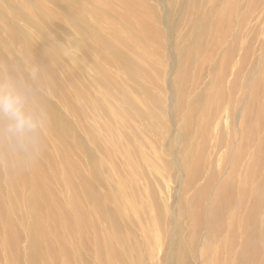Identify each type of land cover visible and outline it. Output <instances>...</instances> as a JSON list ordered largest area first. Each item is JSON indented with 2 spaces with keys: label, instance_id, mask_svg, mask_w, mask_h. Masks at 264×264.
Masks as SVG:
<instances>
[{
  "label": "rangeland",
  "instance_id": "rangeland-1",
  "mask_svg": "<svg viewBox=\"0 0 264 264\" xmlns=\"http://www.w3.org/2000/svg\"><path fill=\"white\" fill-rule=\"evenodd\" d=\"M40 1L45 7L34 18V4ZM40 1L0 0V5L9 6L10 11L3 12L19 26L18 31L31 30L21 17H33L43 24V29L49 25L47 30L52 38L44 45L48 51L57 53L58 61L50 63L57 81L69 93H76L81 83L90 93L85 102H75L71 97L65 101L48 90L43 93L39 89L76 126L85 151L79 149L71 157L80 169L88 173V153L103 166V178H99L95 186L102 192L118 191L124 183L125 192L133 194L124 211L133 221L134 235L141 244L137 264H181L175 261L179 244L183 238L191 241L195 236L198 237L189 244L185 255L188 264H236L232 246L226 251V247L217 242L212 246L206 242V224L194 232L190 218L192 204L188 201L204 186L210 201L220 188V182H227L234 167L233 159L239 160V167L243 168L236 172L237 176L244 174L249 158L244 153L248 145L235 136L230 125L232 119L227 116L232 109H238L233 107L235 100L223 92L221 101L215 98L209 106V100L220 88L226 91L233 87L236 95H241L240 86L244 82L245 99H250L251 83L261 78L264 68V0H141L145 6L141 20L150 19L149 22L155 24L147 34L141 20L128 15L131 10L126 8V2L118 5L111 0H83L88 9L83 14L75 0L70 5L67 0ZM69 7L74 11L68 10ZM8 13H19V16L16 14L13 18ZM121 15L124 20L120 19ZM73 18L78 24L88 18L93 27L91 43L82 40L79 31L69 26L68 21ZM98 37H103L107 43L101 44ZM113 46L121 53L119 61L110 59ZM183 64L189 66L180 108L177 74L182 72ZM235 74L239 81L233 80ZM220 78L225 82L220 83ZM210 89L212 92L208 93ZM255 97L263 99L264 93L260 90ZM196 103L198 116L205 108L210 110L204 117L211 111L222 112L227 106L228 109L222 124L215 121L207 131L195 121L193 137L189 140L182 127L184 118L191 115ZM66 106L83 107L80 113L75 114L74 110L70 114ZM35 117L36 131L47 135L41 112ZM52 141L57 144L53 138ZM140 143L146 149V157L140 154ZM194 151L201 153L202 162L193 177L197 179L188 190L183 185L185 165L188 159H193ZM50 154L54 163L50 170L52 176L48 169V185L57 202L50 205L49 213L56 216L59 204L67 212L74 209L71 205L74 192L65 182L59 152ZM244 158L247 161L244 162ZM254 180L257 184L258 179ZM0 185L1 199L17 197L18 217L22 215V229L26 234L32 220L23 190L20 195L12 191L4 178H0ZM81 196V205L86 207L88 198ZM103 228L101 224L100 233ZM262 228L254 239V248L260 251L257 262L264 264V224ZM3 232L0 227V239ZM93 233L91 223L87 233L90 242L80 251L88 262L99 264ZM60 237L64 248L74 245L67 227L61 230ZM28 247L26 235H22L15 250L2 246L0 241V264H27ZM16 253L20 255L17 261ZM41 263L61 264L52 254L45 255Z\"/></svg>",
  "mask_w": 264,
  "mask_h": 264
},
{
  "label": "bare ground",
  "instance_id": "bare-ground-1",
  "mask_svg": "<svg viewBox=\"0 0 264 264\" xmlns=\"http://www.w3.org/2000/svg\"><path fill=\"white\" fill-rule=\"evenodd\" d=\"M72 1L67 0V3L70 5ZM41 2L34 4V18L45 7V4ZM75 2L82 9L83 14L88 12L87 4L83 0H75ZM111 2L118 5L126 2V8L131 10L128 15L141 20L140 14L145 7L141 0H111ZM8 10V5H0V86L19 91L25 98L26 109L34 115L41 112L47 135L35 131L21 140L9 139L5 131L8 121L5 117H0V178H4L7 186L17 194L20 195L23 190L32 220V225L28 227L25 234L22 229V215L18 217L17 197L0 198V227L4 230L0 239L2 246L15 250L16 245L19 246L22 235H26L29 240L25 255L27 264H42L41 260L47 254H52L61 264H91L80 248L90 242L87 233L92 223L99 264H137L141 256V244L134 235L133 221L124 211L129 205V198H133V194L125 192L124 183L119 186L118 191L111 189L102 192L95 186L98 179L103 178L101 176L103 166L88 153V173L85 174L80 169L78 162L71 157L79 149L85 151L83 140L76 134V126L59 112V108L52 104L53 102L50 103L43 96V93L48 90L51 95L65 101L71 97L75 102H85L90 93L83 83L76 89V93H69L67 88L57 81L56 73L50 66L53 60L58 61L57 53L48 51L44 45L52 38L47 30L49 25L43 29V24L35 21L33 17H21L29 23L31 30L18 31L19 26H15V22L10 21L8 15L3 12L7 13ZM68 10L74 11L72 7ZM8 14L13 18L19 16V13ZM120 19L124 20L125 17L121 15ZM149 21L150 19L141 20L146 34L151 25H155ZM82 23H76L74 18L68 21L69 26L79 31L82 40L91 43L90 33L93 27L88 18ZM99 42L107 43L103 37L99 39ZM44 52H46L45 56ZM228 55L231 56V53L228 52ZM119 58L121 59V53L113 46L110 59L119 61ZM188 66L189 64H183L182 72L177 74L180 108L183 107L182 95H185L183 90ZM224 74L226 77L225 71ZM262 77H264V68L261 70V78L251 83L249 100L252 102L245 99V82L240 86L241 95L239 96L236 95L233 87H228L226 91L223 88L218 89L216 95L210 97L209 106L214 103L215 98L218 101L222 100V92L235 100L233 107L238 109H232L227 116L232 119L230 125L235 136L242 143L246 142L248 149L252 151L247 149L244 153L249 158L241 177H238L236 172L243 169L242 165L239 167L240 161L233 159L234 167L227 182H220V188L212 195L210 201L207 200L205 186L199 188V191L188 201L192 204L190 218L194 232H198L199 228L206 224V242L211 246L212 243L217 242L223 248L225 246L226 251L232 246L235 249L236 264H263V262H257L260 251L254 248V239L263 230L264 224V98L255 97V93L260 90L264 93ZM233 80L239 81L237 74ZM219 81L225 82L223 78ZM39 89H42L43 93ZM211 92L212 89L208 93ZM246 100L248 101L245 104ZM82 107L66 106V112L73 114L75 110V114H78L82 111ZM227 109L228 106L222 112L211 111L208 117H204L210 110L205 108L202 115L198 116L196 103L191 108V115L187 114L184 118L183 132L188 134L190 140L193 137L192 127L195 121L200 123L199 127H202L203 131H207L215 121L221 122ZM195 135L197 136V132ZM71 137L74 138L73 141L70 140ZM52 138L57 144L53 143ZM142 144H139L140 154L146 157V149ZM53 151L59 152V159L64 165L61 170L65 174V182L74 192L71 196V205L74 209L67 212L59 204L56 216L49 213L50 205L57 202L48 185L50 179L48 169L50 172L54 163V158L50 154ZM193 154V159H188L185 165L186 180L183 185L188 190L197 179L193 177L199 172L202 162L200 152L194 151ZM245 161L247 160L244 158ZM54 168L59 169L57 166ZM50 175L52 176L51 172ZM189 175L190 178H187ZM254 178L258 179L257 184ZM75 182L78 183L79 188ZM81 195L88 198L89 205H85L86 207L81 205ZM181 213L183 214L182 210ZM98 221L101 223L98 224ZM101 224H104L103 233L99 231ZM66 227L74 241V245L68 249L63 247L60 237L61 230ZM196 237L198 236L193 237L191 241L184 238L181 240L175 261L188 264L185 255L189 244L195 242ZM47 238L49 240L46 242ZM15 255L17 261L20 255L18 253Z\"/></svg>",
  "mask_w": 264,
  "mask_h": 264
},
{
  "label": "clouds",
  "instance_id": "clouds-1",
  "mask_svg": "<svg viewBox=\"0 0 264 264\" xmlns=\"http://www.w3.org/2000/svg\"><path fill=\"white\" fill-rule=\"evenodd\" d=\"M0 117L8 121L6 133L9 139L21 140L37 129V118L25 107V98L11 87L0 86Z\"/></svg>",
  "mask_w": 264,
  "mask_h": 264
}]
</instances>
